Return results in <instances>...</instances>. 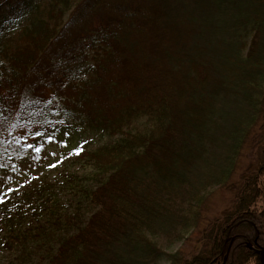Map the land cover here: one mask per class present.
<instances>
[{
  "label": "trees",
  "instance_id": "trees-1",
  "mask_svg": "<svg viewBox=\"0 0 264 264\" xmlns=\"http://www.w3.org/2000/svg\"><path fill=\"white\" fill-rule=\"evenodd\" d=\"M61 126L110 140L5 195L0 264H261L264 0H0V164Z\"/></svg>",
  "mask_w": 264,
  "mask_h": 264
},
{
  "label": "rangeland",
  "instance_id": "rangeland-1",
  "mask_svg": "<svg viewBox=\"0 0 264 264\" xmlns=\"http://www.w3.org/2000/svg\"><path fill=\"white\" fill-rule=\"evenodd\" d=\"M110 139L95 134L92 131L75 129L73 127H57L51 134L42 140H36L28 150L22 148L20 153L8 150L9 157L0 164V201L21 183L37 181L40 178L53 177L64 167H76L71 163L70 156L66 153L71 148L86 145L87 148ZM38 149V150H37ZM16 153V154H15ZM18 154V155H17ZM243 156L239 161L236 174L248 164ZM235 177V175H234ZM234 192L226 188H217L210 196L207 203V211L197 228H190L181 240L166 248L167 252L178 251L184 257H190L199 247L198 241L203 235L202 227L211 218L218 216L221 209L230 206L234 200ZM161 264H168L164 261Z\"/></svg>",
  "mask_w": 264,
  "mask_h": 264
},
{
  "label": "water",
  "instance_id": "water-1",
  "mask_svg": "<svg viewBox=\"0 0 264 264\" xmlns=\"http://www.w3.org/2000/svg\"><path fill=\"white\" fill-rule=\"evenodd\" d=\"M258 251L260 252L259 261H261V264H264V248H261Z\"/></svg>",
  "mask_w": 264,
  "mask_h": 264
},
{
  "label": "snow or ice",
  "instance_id": "snow-or-ice-1",
  "mask_svg": "<svg viewBox=\"0 0 264 264\" xmlns=\"http://www.w3.org/2000/svg\"><path fill=\"white\" fill-rule=\"evenodd\" d=\"M38 150V149H37Z\"/></svg>",
  "mask_w": 264,
  "mask_h": 264
}]
</instances>
